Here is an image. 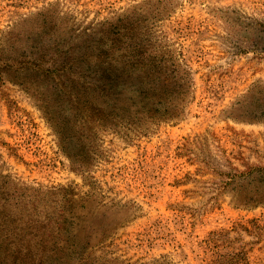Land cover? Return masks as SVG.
Returning a JSON list of instances; mask_svg holds the SVG:
<instances>
[{
  "label": "rangeland",
  "instance_id": "obj_1",
  "mask_svg": "<svg viewBox=\"0 0 264 264\" xmlns=\"http://www.w3.org/2000/svg\"><path fill=\"white\" fill-rule=\"evenodd\" d=\"M256 113L264 0H0V255L264 264Z\"/></svg>",
  "mask_w": 264,
  "mask_h": 264
},
{
  "label": "trees",
  "instance_id": "obj_2",
  "mask_svg": "<svg viewBox=\"0 0 264 264\" xmlns=\"http://www.w3.org/2000/svg\"><path fill=\"white\" fill-rule=\"evenodd\" d=\"M103 73H106L105 76L101 80V94L105 98H107V94L111 90H115L117 84L113 81V76L110 74V70L108 68H105ZM107 95V96H106ZM120 99V98H119ZM119 107V104H115V109L113 112H115ZM86 112L90 114V117L93 118V123L97 120L96 115H101L100 118L106 119L107 116H110L112 113H104V110L99 111L94 105L92 101H88L86 106ZM85 112V113H86ZM84 113V111H83ZM84 113V116H85ZM82 115V113H81ZM264 115H259L256 113V117L252 118L251 120H260L261 117ZM88 125V123H87ZM230 188L232 191V198L233 202L238 207H258V206H264V168H259L256 170H252L247 174H242L239 176H234L232 178V181L230 182ZM95 248V247H94ZM89 249V248H88ZM87 249V250H88ZM7 252V251H4ZM13 259L12 264L16 263V259L14 257H11L10 255L5 254V256L0 255V264H8L9 259Z\"/></svg>",
  "mask_w": 264,
  "mask_h": 264
}]
</instances>
